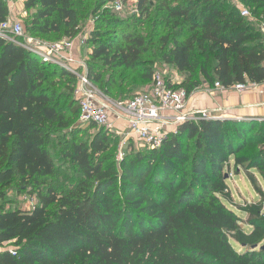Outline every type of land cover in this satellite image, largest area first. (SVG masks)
<instances>
[{
    "label": "trees",
    "instance_id": "1",
    "mask_svg": "<svg viewBox=\"0 0 264 264\" xmlns=\"http://www.w3.org/2000/svg\"><path fill=\"white\" fill-rule=\"evenodd\" d=\"M155 3L171 30L162 38L161 58L184 74L179 87L189 96L216 81L224 87L264 82V0H248L258 12L256 24L234 0ZM137 4L141 16L151 15L149 0ZM74 5L25 0V11H34L29 31L75 38L81 27ZM10 14L0 0V22ZM88 42V76L108 95L115 81L104 84L97 66L137 69L142 39H112L96 27ZM64 77L74 97L77 79L69 69L0 38V245L13 244L0 252V264H264V249H253L264 246V203L237 205L239 215L229 206L228 182L232 170L236 176L245 171L256 184L252 170L264 179V149L242 153L256 127L264 138V121H188L159 148L136 150L130 142L119 161L121 137L92 124L86 141L82 130L71 128L80 109L59 90ZM61 134L58 156L72 172L61 171L53 150ZM9 189L36 195L37 206L8 204Z\"/></svg>",
    "mask_w": 264,
    "mask_h": 264
},
{
    "label": "rangeland",
    "instance_id": "2",
    "mask_svg": "<svg viewBox=\"0 0 264 264\" xmlns=\"http://www.w3.org/2000/svg\"><path fill=\"white\" fill-rule=\"evenodd\" d=\"M11 14L10 17H13L12 6L13 2H20L24 0H6ZM112 0H75V8L78 10L80 15V33L84 36V41H79L78 47L75 53V62H72V65H68V67L77 68L79 64L77 62H84L87 69L89 59L91 57L93 46L89 43L90 33L96 27H101V29L106 30V33L112 39L123 40L124 37H132L133 39H142V53L139 58V66L137 69H125L124 67H114V66H106L101 63L97 66L99 70L102 71V81L113 80L115 81L114 85L111 86L110 93L106 96L108 97L110 107L112 109H116L114 107L118 103H124L126 99L130 97V95H134L137 92H142L148 90L153 83V76L147 78L145 75L152 70V75L155 72L161 73L168 82L172 83L174 86H180L184 81V74L180 73L176 67L171 64H167L161 58V45L163 43L162 38L166 37L171 30L166 20L162 16H158L156 9V0H149V3L152 5L151 15H143L136 14L131 15L128 12L118 13L113 10L111 7ZM136 3L138 0H126V2ZM234 2L242 9H248L252 15L248 16V20L256 24V16L258 12H255L253 6H249L248 0H234ZM24 3V2H23ZM23 8V9H22ZM25 5H20V9L17 8V12L15 15L16 20H20L23 22L26 36L30 38H36L42 41L47 42H56L61 41L66 37H60L55 33H50L47 35L31 33L29 31L28 22L30 21L31 15L34 13L33 10L25 12ZM134 16L136 18H134ZM109 19L116 20L115 25H108L107 21ZM259 27V25H257ZM125 42H123L124 44ZM138 44L140 41L137 42ZM125 45H127L125 43ZM60 66V65H59ZM62 67V66H60ZM83 66L79 67V70H82ZM61 84L59 86V90L64 93V95H70L72 99H74L73 95L69 93V90L66 86L67 77L61 78ZM98 89H100L103 93V89L105 85H100L94 82ZM112 113V117H113ZM227 117V116H226ZM117 119V117H116ZM230 119V118H229ZM90 124H82L79 121V118L76 117L72 123L71 128H76L78 130H82V133L79 135V138L84 140H89L95 129L91 128ZM71 128H67L62 132L70 131ZM127 132V131H126ZM256 133V134H255ZM115 135V133H114ZM125 135V134H124ZM255 135V136H254ZM66 137V136H65ZM252 137V141L249 142L248 146L242 153H255L259 151L261 148L264 149V138L261 131H259V127H256L252 132L248 135V138ZM58 140H56L55 148L53 149L57 154L58 164L61 167L62 172H72V170H68L70 167V163L68 160H65L61 156H58L62 153L61 147H63V135H59ZM133 147L136 150H145L146 148L142 147L141 144L136 142L133 139H130ZM63 154V153H62ZM116 158V156H115ZM117 159V158H116ZM118 160V159H117ZM232 169H234V161H232ZM255 172V177L257 179V184L250 179L248 174L245 171H241L239 175H234L232 170L230 174V179L228 180L229 185L232 189V197H233V205H229L233 208L239 215H243L241 211L238 210L237 205H244L246 202L255 203V202H263L264 203V179L260 176V174L256 170H252ZM7 197L10 200L8 204H11L13 207L18 205L23 208L28 207V201L26 200V193L19 189H9L6 191ZM245 229H249L250 226L243 224ZM234 243V242H233ZM235 247L238 250H241L242 247L234 243Z\"/></svg>",
    "mask_w": 264,
    "mask_h": 264
},
{
    "label": "built area",
    "instance_id": "3",
    "mask_svg": "<svg viewBox=\"0 0 264 264\" xmlns=\"http://www.w3.org/2000/svg\"><path fill=\"white\" fill-rule=\"evenodd\" d=\"M111 7L118 13L128 12L131 15L139 14L137 2H126V0H113ZM26 14V11L24 12ZM241 14L245 17L252 13L246 9H241ZM260 29L264 34V23ZM0 38L8 41H15L23 47L36 52L43 62L60 65L69 69L76 77L74 97L79 103V121L84 124H96L111 133L121 137L118 160H122L126 154L130 139L135 140L144 148L156 149L161 147L164 139L169 133L176 132L178 128L188 121H198L199 119H222L221 115L211 113L209 109H188L189 95L186 89L174 86L159 72L153 75L152 86L145 91L137 92L124 103H118L112 109L108 97L92 82L88 76V69L84 62H77V68L68 67L75 62L73 55L79 41H84V36L80 33L75 38H64L61 41L47 42L36 38L27 39L24 24L16 20L15 16L0 22ZM83 66L82 70L79 67ZM258 84L241 82L232 87L237 91H246ZM215 88H225L220 81H216ZM219 110V109H218ZM223 110V109H220ZM117 115V119H124L127 123V134L125 130L119 128L112 113ZM28 209H34L38 204L36 195L26 196ZM12 250V249H11Z\"/></svg>",
    "mask_w": 264,
    "mask_h": 264
},
{
    "label": "crops",
    "instance_id": "4",
    "mask_svg": "<svg viewBox=\"0 0 264 264\" xmlns=\"http://www.w3.org/2000/svg\"><path fill=\"white\" fill-rule=\"evenodd\" d=\"M23 4L25 5V0L22 1V4L21 1L18 3L13 2V16L16 15L17 8L20 9V5L23 7ZM77 47L78 45L76 49ZM75 53L73 58L75 57ZM202 108L209 109L211 113L221 115L223 118L264 121V82L246 91H237L233 87L217 89L203 85L195 90L188 99L189 110ZM116 117L117 115L113 114L112 118L115 120L116 125L126 131V121L124 119H116ZM127 133L124 132L125 135ZM12 248L13 244L6 242L0 245V252L11 250Z\"/></svg>",
    "mask_w": 264,
    "mask_h": 264
},
{
    "label": "water",
    "instance_id": "5",
    "mask_svg": "<svg viewBox=\"0 0 264 264\" xmlns=\"http://www.w3.org/2000/svg\"><path fill=\"white\" fill-rule=\"evenodd\" d=\"M258 248L262 250V249H264V246H258V245H254V246H253V249H254V250H255V249H258Z\"/></svg>",
    "mask_w": 264,
    "mask_h": 264
}]
</instances>
